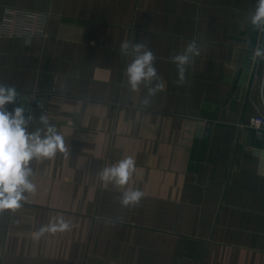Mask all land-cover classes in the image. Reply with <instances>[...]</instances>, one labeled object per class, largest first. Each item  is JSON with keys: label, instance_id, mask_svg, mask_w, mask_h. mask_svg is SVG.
<instances>
[{"label": "crops", "instance_id": "obj_1", "mask_svg": "<svg viewBox=\"0 0 264 264\" xmlns=\"http://www.w3.org/2000/svg\"><path fill=\"white\" fill-rule=\"evenodd\" d=\"M256 0H0L48 18L45 37H0V83L67 154L33 160L35 195L0 212V264H264V33ZM148 45L164 88L131 92L122 41ZM195 40L183 85L171 57ZM16 104L7 106L12 111ZM131 156L135 207L98 171ZM122 191V190H121ZM62 217L70 230L35 232Z\"/></svg>", "mask_w": 264, "mask_h": 264}, {"label": "clouds", "instance_id": "obj_2", "mask_svg": "<svg viewBox=\"0 0 264 264\" xmlns=\"http://www.w3.org/2000/svg\"><path fill=\"white\" fill-rule=\"evenodd\" d=\"M252 29L264 33V0H256L254 9L248 15ZM120 54L130 57L125 67L127 85L131 92H139L143 86L147 94L142 104L148 105L150 98L162 91L164 84L155 67L156 56L142 41H122ZM253 58L264 59V45L257 44L252 49ZM200 55V47L195 40L188 43L182 53L171 57L177 67V84L183 85L189 64L193 58ZM18 92L15 87L0 83V212L14 211L22 207L29 195H35L37 186L33 182V160L52 159L57 153L67 154L69 148L65 137L56 126L49 123L48 117L41 115L38 119L42 127L29 131V125L34 119L26 115V108L17 105ZM16 104L12 111L7 106ZM136 170L133 157L127 156L111 166L99 168L98 177L102 185H112L120 192V203L124 207H135L141 201L144 193L129 187ZM122 190V191H121ZM69 221L62 217L54 218L49 224L41 226L35 237L39 239L45 233L70 230Z\"/></svg>", "mask_w": 264, "mask_h": 264}, {"label": "built area", "instance_id": "obj_3", "mask_svg": "<svg viewBox=\"0 0 264 264\" xmlns=\"http://www.w3.org/2000/svg\"><path fill=\"white\" fill-rule=\"evenodd\" d=\"M48 26V18L44 15L28 11L7 9L0 23V37H45ZM247 127L256 131L258 135L264 133V114L250 118Z\"/></svg>", "mask_w": 264, "mask_h": 264}, {"label": "water", "instance_id": "obj_4", "mask_svg": "<svg viewBox=\"0 0 264 264\" xmlns=\"http://www.w3.org/2000/svg\"><path fill=\"white\" fill-rule=\"evenodd\" d=\"M262 98H263V102H264V80H263V85H262Z\"/></svg>", "mask_w": 264, "mask_h": 264}]
</instances>
